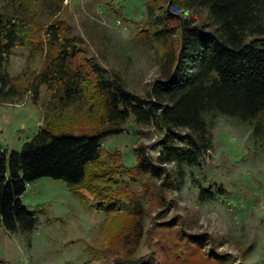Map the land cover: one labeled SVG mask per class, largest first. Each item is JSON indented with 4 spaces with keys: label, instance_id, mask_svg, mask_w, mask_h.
I'll return each mask as SVG.
<instances>
[{
    "label": "trees",
    "instance_id": "obj_1",
    "mask_svg": "<svg viewBox=\"0 0 264 264\" xmlns=\"http://www.w3.org/2000/svg\"><path fill=\"white\" fill-rule=\"evenodd\" d=\"M64 1L0 0V102L31 91L39 100L45 87L53 105L64 110L85 99L89 91L102 105V126L76 133L44 125L20 150L0 146V226L10 231L36 227L38 217L21 196L41 177L64 180L89 205L85 185L92 177L104 179L106 167H117L116 180L127 173L158 181L166 201L167 193L185 185L186 167L200 166L213 148L209 114L248 123L256 138H264V0H173L170 9L179 16L167 9L169 0H145L147 19L138 26L134 41L161 51L160 76L146 95L128 90L118 74L109 76L105 68L83 57V39L70 36V25L58 18ZM18 47L43 55L40 69L29 80L18 81L8 71ZM132 115L162 136L151 145L155 155L147 144L137 145V164L128 168L118 150L105 151L103 141L122 133ZM109 175L114 176L113 169ZM110 178L105 180L109 183ZM215 194L202 188L200 198L213 199ZM109 198L99 199L95 210H110ZM126 202L133 216L124 233L128 255L115 264H182L208 240L205 233L183 235V228L171 221L162 229H179L176 239L167 243L160 227L154 234L152 227L145 229L140 200ZM125 208L121 205L120 210ZM145 231L153 239L150 250L135 257Z\"/></svg>",
    "mask_w": 264,
    "mask_h": 264
},
{
    "label": "rangeland",
    "instance_id": "obj_2",
    "mask_svg": "<svg viewBox=\"0 0 264 264\" xmlns=\"http://www.w3.org/2000/svg\"><path fill=\"white\" fill-rule=\"evenodd\" d=\"M58 18L70 25V36L83 39V57L105 68L109 76L118 74L128 90L146 95L160 76L161 51L134 41L138 26L147 19L145 0H65ZM133 20L142 22L135 25ZM42 63L43 55L18 47L8 71L18 81L29 80ZM102 111L89 91L64 110L53 105L45 87L39 100L31 91L0 102V146L20 150L44 125L55 131L93 132L102 126ZM207 118L213 148L200 166L186 167L185 185L167 193L164 202L158 181L127 173L116 180L117 167H106L104 179L92 177L86 183L83 193L90 206L64 180L41 177L29 183L21 198L38 223L28 231L0 226V264H115L128 255L124 233L133 221L129 199L140 200L145 229L152 227L154 234L160 227L167 243L176 239L179 228L183 235L207 234L200 252L182 264H264V138H256L251 125L236 118L220 114ZM161 136V131L138 123L132 115L124 131L105 138L103 147L107 152L118 150L124 165L132 168L137 164L135 147L147 144L155 155L151 145ZM112 169L114 176L109 175ZM106 178L112 180L108 183ZM202 188L216 192L215 198L202 200ZM104 197H110V210H95ZM121 205L127 208L120 210ZM171 221L179 228L162 229ZM149 238L145 231L135 257L149 252L153 242Z\"/></svg>",
    "mask_w": 264,
    "mask_h": 264
},
{
    "label": "water",
    "instance_id": "obj_3",
    "mask_svg": "<svg viewBox=\"0 0 264 264\" xmlns=\"http://www.w3.org/2000/svg\"><path fill=\"white\" fill-rule=\"evenodd\" d=\"M172 1H173V0H169V1H168L167 9H168L172 14H174V15H178V16H179L178 13L172 12L171 9H170V8H171L170 6H171ZM181 27H182V44H181V48H182V45H183V35H184V25H183L182 20H181Z\"/></svg>",
    "mask_w": 264,
    "mask_h": 264
}]
</instances>
